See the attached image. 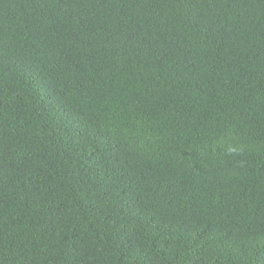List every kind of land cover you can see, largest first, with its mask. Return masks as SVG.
<instances>
[{"label": "trees", "instance_id": "trees-1", "mask_svg": "<svg viewBox=\"0 0 264 264\" xmlns=\"http://www.w3.org/2000/svg\"><path fill=\"white\" fill-rule=\"evenodd\" d=\"M0 264H264V0H0Z\"/></svg>", "mask_w": 264, "mask_h": 264}]
</instances>
